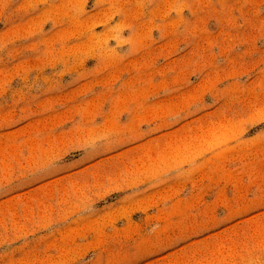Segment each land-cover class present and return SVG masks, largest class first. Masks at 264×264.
I'll list each match as a JSON object with an SVG mask.
<instances>
[{
    "label": "rangeland",
    "instance_id": "374dc122",
    "mask_svg": "<svg viewBox=\"0 0 264 264\" xmlns=\"http://www.w3.org/2000/svg\"><path fill=\"white\" fill-rule=\"evenodd\" d=\"M0 264H264V0H0Z\"/></svg>",
    "mask_w": 264,
    "mask_h": 264
}]
</instances>
